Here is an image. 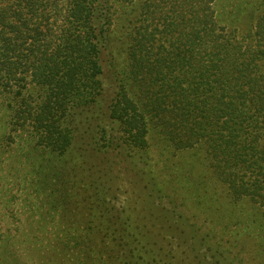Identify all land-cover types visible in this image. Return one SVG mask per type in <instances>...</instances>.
I'll return each mask as SVG.
<instances>
[{"label": "rangeland", "instance_id": "obj_1", "mask_svg": "<svg viewBox=\"0 0 264 264\" xmlns=\"http://www.w3.org/2000/svg\"><path fill=\"white\" fill-rule=\"evenodd\" d=\"M108 1L102 93L58 119L74 129L67 150L48 144L30 116L15 127L17 99L30 89L38 108L42 93L0 76V264H264V190L255 202L235 199L204 148L173 146L157 128L134 146L112 114L135 27L160 31V47L165 15L181 22V0ZM210 1L219 24L252 45L264 0ZM71 2L47 0L46 42L64 36Z\"/></svg>", "mask_w": 264, "mask_h": 264}, {"label": "trees", "instance_id": "obj_2", "mask_svg": "<svg viewBox=\"0 0 264 264\" xmlns=\"http://www.w3.org/2000/svg\"><path fill=\"white\" fill-rule=\"evenodd\" d=\"M46 2L0 0V76L17 77L20 89L27 80L39 87L41 107H32L30 89L16 100L15 127L30 116L62 153L73 143L74 129L58 119L71 108L95 105L102 93L109 1L72 0L69 24L56 44L46 42ZM212 2L181 0V22L165 15L171 28L160 47V31L135 27L112 114L134 146L144 147L148 129L157 128L173 146L204 148L235 199L249 195L255 202L264 190V16L256 21L254 43L243 48L219 24Z\"/></svg>", "mask_w": 264, "mask_h": 264}]
</instances>
